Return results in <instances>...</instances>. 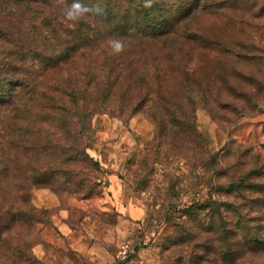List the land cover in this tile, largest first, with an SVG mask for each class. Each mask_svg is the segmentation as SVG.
Masks as SVG:
<instances>
[{"label": "rangeland", "instance_id": "1", "mask_svg": "<svg viewBox=\"0 0 264 264\" xmlns=\"http://www.w3.org/2000/svg\"><path fill=\"white\" fill-rule=\"evenodd\" d=\"M72 2L0 0V264H264V0Z\"/></svg>", "mask_w": 264, "mask_h": 264}, {"label": "clouds", "instance_id": "2", "mask_svg": "<svg viewBox=\"0 0 264 264\" xmlns=\"http://www.w3.org/2000/svg\"><path fill=\"white\" fill-rule=\"evenodd\" d=\"M152 0H145V7H151ZM102 10L96 7H89L80 2V0H73V2L68 5L65 4L62 8L63 17L71 22L79 23L81 21H87L90 15H95L100 13ZM109 46L114 54H119L124 50L123 41L118 38H113L109 40Z\"/></svg>", "mask_w": 264, "mask_h": 264}, {"label": "built area", "instance_id": "3", "mask_svg": "<svg viewBox=\"0 0 264 264\" xmlns=\"http://www.w3.org/2000/svg\"><path fill=\"white\" fill-rule=\"evenodd\" d=\"M130 254V248L128 245H121L116 251L114 258L117 264H125Z\"/></svg>", "mask_w": 264, "mask_h": 264}, {"label": "trees", "instance_id": "4", "mask_svg": "<svg viewBox=\"0 0 264 264\" xmlns=\"http://www.w3.org/2000/svg\"><path fill=\"white\" fill-rule=\"evenodd\" d=\"M191 10V8H189V9H184V12L185 11H187V12H189ZM181 11H182V9H181ZM181 11H179L180 13H182ZM185 14V13H184ZM177 15L175 14L173 17H172V20L171 21H173V19L176 17Z\"/></svg>", "mask_w": 264, "mask_h": 264}]
</instances>
